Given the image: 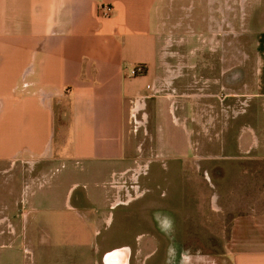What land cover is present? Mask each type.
Here are the masks:
<instances>
[{
    "label": "crops",
    "instance_id": "0c3cea01",
    "mask_svg": "<svg viewBox=\"0 0 264 264\" xmlns=\"http://www.w3.org/2000/svg\"><path fill=\"white\" fill-rule=\"evenodd\" d=\"M249 1L255 82L245 102L242 90L228 91L234 60L224 53L233 37L229 17L235 12L242 27ZM195 2L0 0V208L8 193L3 176L16 184L19 162L42 167V178L23 189V233L6 246L18 249L22 264H106L121 249L105 247L114 212L147 192L132 178L157 158L177 161L176 174L184 160L235 164L228 261L264 264V0H198L210 7L208 17L191 16ZM182 4L189 34L203 33L189 46L205 51L216 42L214 57H163L160 29ZM136 67L144 73L131 76ZM181 125L188 158L172 138ZM195 171L210 178L200 165ZM41 180L49 186L42 197ZM159 195L172 197L169 189ZM6 208L19 210V195ZM146 208L142 224L151 228L135 251L128 248L129 264H165L168 248L182 239L163 226L176 228L181 213L158 202Z\"/></svg>",
    "mask_w": 264,
    "mask_h": 264
},
{
    "label": "rangeland",
    "instance_id": "374dc122",
    "mask_svg": "<svg viewBox=\"0 0 264 264\" xmlns=\"http://www.w3.org/2000/svg\"><path fill=\"white\" fill-rule=\"evenodd\" d=\"M195 1V7L189 10L192 17L197 15L208 17L211 15L212 12L208 5H205V8L204 5L201 6L198 3V0ZM183 4L187 5L188 0H183ZM183 4L172 17L165 20L166 25L160 29V45L163 57L167 56L169 59H179L183 62L186 60V63H188V59L203 55L206 58L214 57L216 55L214 52L216 42L212 46L208 44L205 51L204 46L199 49L189 46V40L198 41L199 36H202L203 33H200L201 29L197 30L195 39L192 33L189 34L186 18L188 12L186 5L183 6ZM249 14L250 1L245 4L243 26L241 27L237 23L235 12L231 13L229 17L231 28L227 27V30L229 33L233 31V37L230 36L232 39L229 40L226 54L224 53L228 60H234L233 65L229 62L228 66V91L242 90L245 102L249 100V95L253 93L255 82L252 61L255 57L256 34L248 24ZM177 22L181 25L178 28H173L172 26ZM192 30L195 31V29ZM215 30L216 27L212 31L215 32ZM214 35L212 34L213 37ZM236 35H238L237 39L234 38ZM170 40H172L173 46L170 45ZM241 58L243 64L240 62ZM171 63L168 67L172 68ZM165 126L168 127L167 124ZM175 129L177 128L174 127L172 131L174 147H178L180 152L185 153L188 158L192 152L189 151L190 148L187 146L185 129L182 125L179 131ZM164 130L166 131V129ZM164 148L167 149V147ZM197 148L195 149V151L197 150L196 154L198 152L203 153ZM211 148L213 152L218 149L217 147ZM177 164L175 160L159 158L146 161L143 165L145 168L137 177L132 178V182L133 186L139 187L144 192L147 189V192L142 197L136 198L131 205L124 207L123 211L120 209L115 210L116 219L111 227L112 233L109 235L105 247L110 250L123 247L135 251L138 241H140L137 238L151 228L142 224L143 220L141 218H144L145 212H148L146 207L158 202L173 205L181 213V219L179 220L181 221L180 234L182 240L174 242L173 252L168 248V257L166 256L165 264H173V262L175 264H230L227 249L230 244L236 215L235 189L237 180L234 171L235 164L219 161L200 163L195 160H184L179 164V174H176L173 165ZM199 165L201 170H210L209 179L195 171ZM17 168L20 173L18 183L13 182L14 178L11 174L3 176L2 180L4 186L8 188V193L4 196V209L0 208V235L3 236V238H0V264H22V256L19 257L20 252L17 251L18 249L9 250L10 248L6 246L13 244L15 235L23 233L19 225L23 217V205L26 202V194L23 189L27 190L29 180L39 181L42 178V167H38V169L33 167V164L21 161L17 164ZM63 171L64 173L67 172L65 167ZM18 172L16 173L18 174ZM12 184H15L14 187H12ZM44 187L48 190L49 186L44 180H41L40 190L38 191V195L41 197L45 193ZM168 189L172 197L163 199L159 193ZM18 195L21 208L19 210L7 209L11 196L16 199ZM39 205L43 206V202ZM186 214H189V218L186 217Z\"/></svg>",
    "mask_w": 264,
    "mask_h": 264
},
{
    "label": "water",
    "instance_id": "95a60500",
    "mask_svg": "<svg viewBox=\"0 0 264 264\" xmlns=\"http://www.w3.org/2000/svg\"><path fill=\"white\" fill-rule=\"evenodd\" d=\"M129 253L128 248L114 250L106 256V264H129Z\"/></svg>",
    "mask_w": 264,
    "mask_h": 264
},
{
    "label": "built area",
    "instance_id": "2783aa9c",
    "mask_svg": "<svg viewBox=\"0 0 264 264\" xmlns=\"http://www.w3.org/2000/svg\"><path fill=\"white\" fill-rule=\"evenodd\" d=\"M110 13H111V9L109 7H103L101 9V15L103 17L109 16ZM130 73H131V76L141 75L144 73V68L143 67H136V68L132 69Z\"/></svg>",
    "mask_w": 264,
    "mask_h": 264
},
{
    "label": "flooded vegetation",
    "instance_id": "af4514ba",
    "mask_svg": "<svg viewBox=\"0 0 264 264\" xmlns=\"http://www.w3.org/2000/svg\"><path fill=\"white\" fill-rule=\"evenodd\" d=\"M176 228H173V229H176V232H177V234L179 235V238H181V234H180V227H181V221L178 219L177 221H176ZM163 228H164V230H169V229H171V228H169L168 226H163Z\"/></svg>",
    "mask_w": 264,
    "mask_h": 264
}]
</instances>
